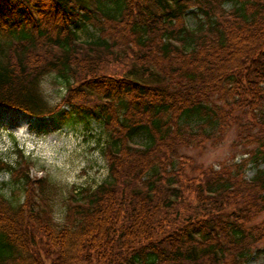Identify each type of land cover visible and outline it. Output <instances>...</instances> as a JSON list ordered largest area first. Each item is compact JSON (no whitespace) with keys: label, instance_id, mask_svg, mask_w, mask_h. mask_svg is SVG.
Masks as SVG:
<instances>
[{"label":"trees","instance_id":"16d2710c","mask_svg":"<svg viewBox=\"0 0 264 264\" xmlns=\"http://www.w3.org/2000/svg\"><path fill=\"white\" fill-rule=\"evenodd\" d=\"M0 107L94 120L107 162L56 222L0 158V264H264V0H0ZM232 129L239 162L181 153Z\"/></svg>","mask_w":264,"mask_h":264},{"label":"rangeland","instance_id":"374dc122","mask_svg":"<svg viewBox=\"0 0 264 264\" xmlns=\"http://www.w3.org/2000/svg\"><path fill=\"white\" fill-rule=\"evenodd\" d=\"M76 26L80 24H73L72 28ZM92 33L87 28L78 30L80 42L88 41ZM40 88L42 98L50 106H57V109L63 95L58 81L53 76H48L41 81ZM61 110L67 113L69 108L61 107ZM12 111L20 112L15 109ZM88 120L67 114L53 119L47 116L41 120L30 118L21 133L0 120V158L16 168L19 164L25 165L24 169L31 180H41L44 183L41 188L45 195L39 194L38 187L36 199L40 204L39 197H43L42 200L45 201L47 199L56 222H61L66 202L78 190L93 189L107 176V162L101 150L106 135L94 120ZM234 140L235 131L232 129L219 143L208 142L202 148L182 149L181 153L192 158L199 166L216 168L221 163L231 164L241 160V147L233 148ZM20 156L22 159H19ZM254 173V169L249 166L245 178L250 179ZM3 182H9V177L0 174V190ZM6 190L2 193L12 197ZM15 195L19 201L22 200L23 194L19 191ZM253 223L264 224V212ZM262 263V259L252 258L248 264Z\"/></svg>","mask_w":264,"mask_h":264},{"label":"bare ground","instance_id":"6f19581e","mask_svg":"<svg viewBox=\"0 0 264 264\" xmlns=\"http://www.w3.org/2000/svg\"><path fill=\"white\" fill-rule=\"evenodd\" d=\"M0 120L10 124L17 133H21L30 118L23 113L0 108Z\"/></svg>","mask_w":264,"mask_h":264}]
</instances>
